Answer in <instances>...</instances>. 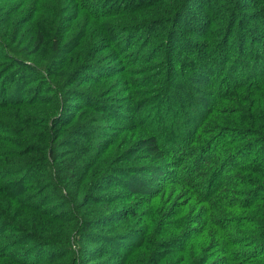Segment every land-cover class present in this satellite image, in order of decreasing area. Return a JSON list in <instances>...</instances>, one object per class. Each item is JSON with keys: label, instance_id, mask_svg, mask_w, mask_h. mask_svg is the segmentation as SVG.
<instances>
[{"label": "trees", "instance_id": "trees-1", "mask_svg": "<svg viewBox=\"0 0 264 264\" xmlns=\"http://www.w3.org/2000/svg\"><path fill=\"white\" fill-rule=\"evenodd\" d=\"M0 264H264V0H0Z\"/></svg>", "mask_w": 264, "mask_h": 264}, {"label": "rangeland", "instance_id": "rangeland-1", "mask_svg": "<svg viewBox=\"0 0 264 264\" xmlns=\"http://www.w3.org/2000/svg\"><path fill=\"white\" fill-rule=\"evenodd\" d=\"M247 57L246 58H244V62L245 63H247V62H249V55H246ZM102 67V70H105V67H107V66H110V64L109 63H104L103 65H101ZM223 76L225 75V74H222ZM198 87H201V86H199V85H197ZM197 97H195L196 98V100H198V104H200V105H198L197 104V107H199V106H201V104H202V102H203V99H206V96H204V95H196ZM161 102V101H160ZM161 104V103H160ZM158 107H160L159 106V102L158 103H156V104H152V105H150V103H147V104H145L144 106H143V109H142V111H139V112H145V110H147V109H151V110H155V108H158ZM192 110H197L195 107L192 109ZM116 111H118L121 115V117H120V120L121 121H117L116 122V124H120V122L121 123H126L131 117H132V114L131 113H128V112H126V111H124V110H120V109H117ZM104 124H114V123H104Z\"/></svg>", "mask_w": 264, "mask_h": 264}]
</instances>
